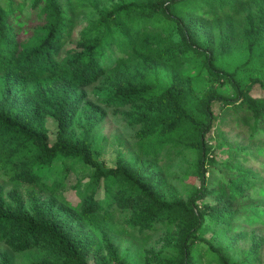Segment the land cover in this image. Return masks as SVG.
<instances>
[{"label":"trees","instance_id":"1","mask_svg":"<svg viewBox=\"0 0 264 264\" xmlns=\"http://www.w3.org/2000/svg\"><path fill=\"white\" fill-rule=\"evenodd\" d=\"M248 1H123L98 11L97 19L87 23L78 41L61 56L75 20L87 9L80 0H0V170L14 183L52 193L67 177L69 163L82 161L94 169L85 198L72 207L84 222L91 224L102 211L109 216V208L117 204L129 208L142 229L159 223L175 227L176 237L167 239L157 254L158 264L200 263L193 252L201 241L217 264H234L230 249L214 246L202 235L210 230L228 232L239 213L254 217V209L238 208L246 202L253 176L239 163L242 152L227 149L226 159L219 162L209 158L205 134L213 100L246 109L255 126L264 128V0H258L259 18L245 26L254 30V39L239 44L233 70L221 68L232 60L225 56L229 43L215 41V45L201 29L202 22L228 24ZM112 66V77L122 79L106 101L121 107L138 105L133 124L141 125L138 137L147 142V155L157 162L173 148L195 152L199 185L186 202L165 201L140 173L122 167L104 170L96 160L89 131L78 139L68 131L75 113L68 87L91 84ZM129 73L135 74L125 81ZM205 76L210 83L217 79V86H226L231 94L222 95L221 87L212 85L203 93ZM64 85L56 96L53 92ZM29 91L33 98L20 106ZM47 116L56 121L52 143L44 126ZM59 159L63 168L53 169ZM210 167L224 180L209 185L205 175ZM208 197L213 201L204 202ZM4 204L0 192V242L14 252L46 243L47 256L37 264H89L86 241L68 235L63 224L42 212L44 206H37L33 218H28L5 210ZM263 212L260 207L257 213ZM167 248L171 254L163 253ZM254 260L247 254L241 263L254 264ZM1 264H8L7 258ZM93 264L106 263L93 255Z\"/></svg>","mask_w":264,"mask_h":264},{"label":"rangeland","instance_id":"2","mask_svg":"<svg viewBox=\"0 0 264 264\" xmlns=\"http://www.w3.org/2000/svg\"><path fill=\"white\" fill-rule=\"evenodd\" d=\"M123 1L129 0H80V5L87 9L75 20L72 33L62 47L61 56L78 41L80 32L86 28L87 23L97 19L98 11L112 9ZM26 11L27 9L25 13ZM259 15V1L250 0L242 5L228 24L223 20L219 23L202 22L201 30L215 39L212 38L215 45V41L224 45L228 42L225 56L228 61L232 58L237 60L239 44L254 39V30H246L245 26L250 20L258 19ZM229 51L234 54L228 55ZM221 68L233 70V59L229 61V65ZM112 69L113 66L91 84L68 87L69 102L75 111L68 131L74 139L89 131L96 160L104 170L122 167L140 173L144 178L151 180L165 201L186 202L199 185L195 177V152L187 147L173 148L168 153L163 152L157 162H154L144 149V143L147 142L138 137L141 125L133 124L138 105L121 107L106 101L107 96H113V91L118 90V81L122 79L113 78L110 74ZM133 70L135 69L132 68L131 72ZM134 74L129 73L124 80L127 81ZM210 85L217 86V79L210 83L205 76L203 93ZM65 87L64 85L57 88L53 93L59 97ZM217 87H221L219 93L222 95L231 94L226 86L219 84ZM18 95L20 94H16L15 98ZM32 98L29 91L21 100H17H20V106L24 107L23 103H29ZM210 111L212 119L205 134L210 148L209 158H214L217 162L222 161L228 155L227 149L244 153L238 157L239 163L253 176L254 183L246 191V202L238 204V208L254 209L255 215L250 219L239 213L228 232L214 234L210 230L204 232L202 237L214 246L230 249V253L234 255V264H242L247 254L253 255L254 264H264V214L257 213L260 207L264 208V128L256 127L251 113L244 108L225 107L219 101L213 100L210 103ZM190 112L197 116L194 108H191ZM44 126L52 143L57 129L56 121L47 116ZM70 163L67 177L52 193L42 192L35 185L14 183L0 170V192L5 202L4 209L33 218L37 206H44L42 212L46 210L45 214L63 224L68 235L86 241L91 250L87 257L89 264H93V255L102 257L106 264H158L157 254L164 250L167 239L176 237L175 227L168 229V225L159 223L151 229H142L135 224L131 210L121 208L117 204L109 208V216H105L102 211L95 217L96 220L92 219L91 224L84 222L73 208L79 206V201L85 198V188L93 176L94 169L82 161L71 165ZM52 167L56 170L63 168L61 159ZM206 170L205 177L209 185L225 178L211 167ZM90 194L91 192H88V195ZM212 201V197L204 200ZM45 246L46 243H41L37 247L17 253L7 243L0 242V264L5 258L8 264L40 263L47 256ZM164 252L171 254L172 250L167 248ZM193 253L196 261L200 262L198 264H217L203 241L196 244Z\"/></svg>","mask_w":264,"mask_h":264}]
</instances>
